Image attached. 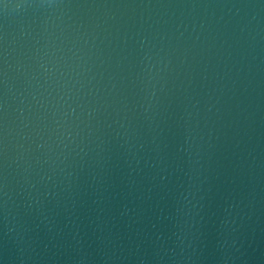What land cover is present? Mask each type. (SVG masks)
Segmentation results:
<instances>
[{
	"label": "water",
	"instance_id": "1",
	"mask_svg": "<svg viewBox=\"0 0 264 264\" xmlns=\"http://www.w3.org/2000/svg\"><path fill=\"white\" fill-rule=\"evenodd\" d=\"M0 264H264V0H0Z\"/></svg>",
	"mask_w": 264,
	"mask_h": 264
}]
</instances>
